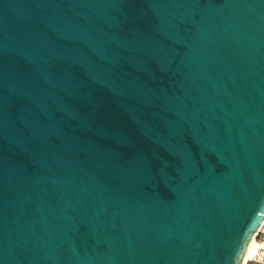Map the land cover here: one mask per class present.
<instances>
[{"label":"water","instance_id":"water-1","mask_svg":"<svg viewBox=\"0 0 264 264\" xmlns=\"http://www.w3.org/2000/svg\"><path fill=\"white\" fill-rule=\"evenodd\" d=\"M264 220V0H0V264H242Z\"/></svg>","mask_w":264,"mask_h":264},{"label":"rangeland","instance_id":"rangeland-1","mask_svg":"<svg viewBox=\"0 0 264 264\" xmlns=\"http://www.w3.org/2000/svg\"><path fill=\"white\" fill-rule=\"evenodd\" d=\"M264 237V236H263ZM263 237H254V242L257 245V253L252 260H246L244 264H264V247L262 246L264 243ZM252 250L251 252H253Z\"/></svg>","mask_w":264,"mask_h":264},{"label":"bare ground","instance_id":"bare-ground-1","mask_svg":"<svg viewBox=\"0 0 264 264\" xmlns=\"http://www.w3.org/2000/svg\"><path fill=\"white\" fill-rule=\"evenodd\" d=\"M254 237L255 235L252 237V239L250 240V243L248 244L246 250H245V253H244V258H243V261H242V264L245 263L246 260H252L256 253H257V245L255 244L254 242ZM264 247V243L262 245ZM257 249V250H256ZM252 250H254L253 252H251Z\"/></svg>","mask_w":264,"mask_h":264},{"label":"built area","instance_id":"built-area-1","mask_svg":"<svg viewBox=\"0 0 264 264\" xmlns=\"http://www.w3.org/2000/svg\"><path fill=\"white\" fill-rule=\"evenodd\" d=\"M263 237L264 236V220L262 222V225L260 226V228L258 229V232L255 234V237ZM264 239V237H263Z\"/></svg>","mask_w":264,"mask_h":264}]
</instances>
